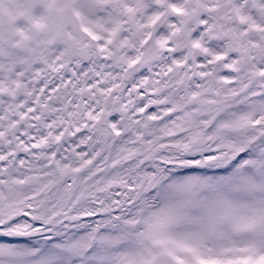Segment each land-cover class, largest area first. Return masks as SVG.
<instances>
[{"label": "snow or ice", "instance_id": "6c2138e0", "mask_svg": "<svg viewBox=\"0 0 264 264\" xmlns=\"http://www.w3.org/2000/svg\"><path fill=\"white\" fill-rule=\"evenodd\" d=\"M0 264H264V0H0Z\"/></svg>", "mask_w": 264, "mask_h": 264}]
</instances>
